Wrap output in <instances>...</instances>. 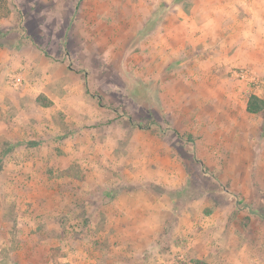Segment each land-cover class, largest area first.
<instances>
[{"label":"rangeland","instance_id":"1","mask_svg":"<svg viewBox=\"0 0 264 264\" xmlns=\"http://www.w3.org/2000/svg\"><path fill=\"white\" fill-rule=\"evenodd\" d=\"M0 43V264H264V0H0Z\"/></svg>","mask_w":264,"mask_h":264},{"label":"trees","instance_id":"2","mask_svg":"<svg viewBox=\"0 0 264 264\" xmlns=\"http://www.w3.org/2000/svg\"><path fill=\"white\" fill-rule=\"evenodd\" d=\"M37 98L38 102H40V104L43 106L50 104V101L42 95L38 96ZM246 111L251 114H260L264 116V99L260 98L254 93H250L246 101Z\"/></svg>","mask_w":264,"mask_h":264},{"label":"crops","instance_id":"3","mask_svg":"<svg viewBox=\"0 0 264 264\" xmlns=\"http://www.w3.org/2000/svg\"><path fill=\"white\" fill-rule=\"evenodd\" d=\"M152 16H150L149 18H151ZM148 18V20L147 21H150V19ZM219 89L218 90H222L223 88L222 87H219V86H217ZM213 88H215V86L213 87ZM254 94H256L257 96H259L260 98H262V99H264L263 97H262V95H260L258 92H253ZM207 100L209 99V96L207 95L206 97H205ZM223 100H227L228 98H232V96L231 95H229V94H223ZM211 99H213V100H215V99H220V97H219V95L218 94H215V95H212L211 96ZM246 101H247V99L242 103V106H243V110L245 111V112H247L246 111ZM216 105V104H215ZM215 105H213V106H215ZM228 105H229V107L231 106L232 108H233V103H232V101L231 100H229L228 101ZM248 113V112H247ZM251 114V113H250ZM262 116V115H261ZM263 117V119H264V116H262ZM231 117L229 116V117H227L226 119L228 120V119H230ZM221 119V118H220ZM220 119L219 118H217V117H214L213 119H212V123L213 124H217V123H219V124H221V121H220ZM233 119V121H234V118H232ZM202 122H206V120H203ZM207 122H210V121H207ZM227 123H230V121H227ZM221 130V129H220Z\"/></svg>","mask_w":264,"mask_h":264}]
</instances>
